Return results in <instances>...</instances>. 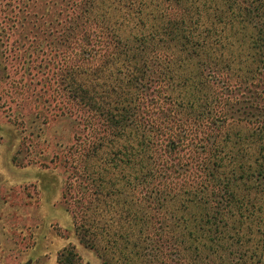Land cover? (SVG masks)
<instances>
[{
    "label": "rangeland",
    "instance_id": "obj_1",
    "mask_svg": "<svg viewBox=\"0 0 264 264\" xmlns=\"http://www.w3.org/2000/svg\"><path fill=\"white\" fill-rule=\"evenodd\" d=\"M196 1L198 10L193 8L194 0H53L59 3L58 7L48 5L52 3L50 0H0V68L4 64L3 50L8 48L6 54L16 58L22 36L27 34L29 40L33 38L34 30L27 32L31 23L53 20L57 16L55 10L64 9L60 16L63 22L69 21L70 17L89 32H97L98 24L104 29L107 27L106 31L102 29L105 32H116L124 37L151 34L172 25L175 29L177 26L170 22H178L177 28L186 32L192 42L193 34H201L205 29L208 14L213 28L224 27L222 21L213 17L216 5L229 12L239 7H244L245 11L250 8L252 15L264 16V0H257L260 3L232 0V9L226 0ZM48 10H51L50 17L40 16ZM211 38L214 43L218 42L214 36ZM220 38L221 44L228 48L232 36L226 32ZM232 41L235 54L249 55L246 48L235 47L238 46L235 38ZM182 50L178 48L173 52L181 57L179 52ZM185 50L191 52L192 61L188 59L180 65L182 78L190 70H199L203 76H211L209 85L214 91L220 86L214 78H226L234 87L231 96L246 100L248 104L252 102L253 90H261L264 75L257 64L252 63L251 68L243 66V70L238 64V70L237 64L233 63L230 71H223L224 64H219L215 57L193 59V47ZM255 52L264 54V49L256 48L251 54ZM14 62L17 65L18 61L11 63ZM222 72L225 75L221 76ZM236 75L241 82L237 81ZM28 82L33 81L26 80ZM18 88L23 91L22 85ZM33 105L32 100L18 96L0 82V264H61L58 258L67 254L73 256V264H105V261L108 264H264V193L256 190L257 181L251 184V191L232 185L236 197L218 209L213 202L219 198L215 194L218 188L207 174L208 168L215 163L220 166L219 180L222 181L226 179L222 173L231 168L264 163L253 161L257 154L264 156L256 144L247 149L244 162H228L227 154L233 156L231 145L226 142L228 135L251 132V124L228 119L217 132L213 139L217 141L222 162H213L215 159L210 154H198L191 148L179 151L180 158L169 153L158 158V162H118L114 173L117 186L128 181L139 184L135 190L126 189L130 191L120 199V205L125 203L132 212H138L139 223L132 231L126 232L125 228L119 230L125 225L121 221L124 215L120 212L101 216L91 230L100 233L95 241H90V245H95L92 248L79 238L76 227L80 219L74 211L80 215L81 206L85 207L90 201L93 206L97 200L93 195L94 184L103 163L100 158L87 159L85 156L101 136V124L95 122L86 127L78 119L80 116L75 118V115L50 118L45 123L36 115ZM236 108L230 107L231 112ZM77 138L81 140L79 146ZM75 151L74 162L64 161V157ZM149 166L157 170L155 176L151 175V169L149 172ZM237 169L236 177L240 175ZM149 180L153 185L159 184L161 195L150 192ZM67 182L73 189L65 197ZM168 182L172 183L169 184L170 193L166 194L170 200L165 204L164 201L157 203L159 197L160 200L164 198L163 191ZM182 188L197 195L210 215H204V211L201 213L203 208L190 209L189 212L181 205ZM67 200L69 210L66 209ZM197 217L202 219L198 228L193 226V219ZM126 218L129 219L128 215ZM115 235L118 248L112 253L105 247L111 244L110 238Z\"/></svg>",
    "mask_w": 264,
    "mask_h": 264
},
{
    "label": "trees",
    "instance_id": "obj_2",
    "mask_svg": "<svg viewBox=\"0 0 264 264\" xmlns=\"http://www.w3.org/2000/svg\"><path fill=\"white\" fill-rule=\"evenodd\" d=\"M50 1L52 3H47L48 5L58 7L59 3ZM226 2L232 9L233 1ZM195 3L196 0L193 8L198 10ZM49 11L51 10L40 16L50 17ZM63 11L64 9L55 10L57 16L53 20L44 19L31 23L27 32L34 30L33 38L29 40L27 34L22 36L23 41L18 46L19 54L16 58L6 54L8 48L3 50L4 64L0 68V82L8 85L18 96L32 100L36 115L42 117L45 123L50 118L75 115V118L80 116L78 119L86 127H91L95 122L101 124V136L85 156L87 159L100 158L103 163L94 184L93 195L97 200L93 206L91 201L85 207L81 206L80 215L78 211H74L75 216L80 219L76 229L83 243L95 247L89 243L95 241L100 233H92L91 230L97 219L109 212L124 215L121 221L125 225L120 226L119 230L125 228L126 232L132 231L139 223L137 211L132 212L125 203L120 205V199L130 191L126 189L135 190L139 184L128 181L117 186L114 173L118 162H158V158H164L169 153L180 158L179 151L184 152L190 148L198 154H210L215 159L213 162H222L220 159L223 157L220 156L214 136H217L228 119L244 120L252 125L251 132L228 135L226 142L231 145L233 153V156L227 154L228 162L247 160V149L253 144L258 145L257 149L264 154V79L261 90H253L252 102L248 104L246 100L241 101L240 98L231 96L234 87L226 78H214L220 84L219 89L214 91L209 85L211 76H203L199 70L193 69L188 74L187 71L184 72L187 78L186 75L182 78L179 72L180 65L185 60L192 61L191 52L185 50L191 46L195 55L193 59L213 56L219 64H224L226 68L222 67L223 71H230L233 63L237 64L238 70V64L243 70V66L251 68L254 63L262 69L261 73L264 75V54H251L256 48L264 49V16L252 15L250 8L245 11L244 7H239L234 12H229L230 10H221L216 5L213 17L222 21L224 27L217 30L213 28L215 26L208 14L205 29L201 34L194 33L192 42L186 32H180L177 28L178 22H170L177 26L175 29L172 25L170 28H161L159 32L124 37L116 32H105L107 27L104 29L98 24L97 32H89L70 17L69 21L63 22L60 18ZM21 28H25L24 23ZM226 32L232 39L235 38L238 43L235 47L246 48L249 55L235 54L232 51V39L230 46L225 48L220 37ZM212 36L218 42L214 43ZM177 47L183 49L179 52L181 57L173 52ZM243 55L246 57L243 58ZM16 60L17 65L15 62L11 63ZM223 75L225 74L222 72L221 76ZM236 76L237 81L241 82L239 75ZM29 79L33 82L26 83ZM20 85L23 87L22 92L18 88ZM230 107L237 108L231 112ZM80 141L76 139L77 146ZM225 146L222 148L225 149ZM235 147L237 148L234 149ZM76 153L77 151L69 153L64 161L74 162ZM255 153L256 151L253 155ZM253 161L264 162V156L257 154ZM219 167L213 163L207 170L209 179L219 191L215 193L219 198L213 199L218 209L228 205L236 197L237 194L231 190L232 185L243 191H251V184L255 180L258 193H264V163H258L254 167L241 165L238 169L231 168L229 172L222 173L227 179L222 181L219 180ZM235 169L239 171L238 177L234 176ZM156 171L149 166L152 176L156 175ZM72 173L73 171L71 176ZM147 183L151 185V193L154 191V194L161 195L159 184L153 185L150 180ZM169 184L172 183L168 182L165 190H162L164 198L160 200L159 197L157 203L162 204L160 201H164L165 204L170 200L166 195L171 190ZM71 189L73 186L67 182L65 197L66 194H71ZM197 198L193 192L182 188L181 205L189 212L190 209L203 208L200 212L210 215L209 209L203 206V201ZM158 208L161 209V205ZM66 209H70L68 200ZM201 217L192 218L194 227L198 228L202 223ZM116 223L118 225L119 220ZM116 238L117 235L110 238L111 244L105 247L106 250L116 253ZM58 262L73 264V256H61Z\"/></svg>",
    "mask_w": 264,
    "mask_h": 264
}]
</instances>
